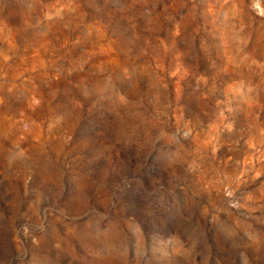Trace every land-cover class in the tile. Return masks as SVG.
<instances>
[{
	"label": "rangeland",
	"instance_id": "1",
	"mask_svg": "<svg viewBox=\"0 0 264 264\" xmlns=\"http://www.w3.org/2000/svg\"><path fill=\"white\" fill-rule=\"evenodd\" d=\"M0 264H264V0H0Z\"/></svg>",
	"mask_w": 264,
	"mask_h": 264
}]
</instances>
